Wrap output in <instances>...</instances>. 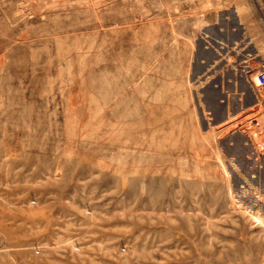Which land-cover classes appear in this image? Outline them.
Listing matches in <instances>:
<instances>
[{
	"label": "rangeland",
	"instance_id": "rangeland-1",
	"mask_svg": "<svg viewBox=\"0 0 264 264\" xmlns=\"http://www.w3.org/2000/svg\"><path fill=\"white\" fill-rule=\"evenodd\" d=\"M240 36L264 98V0H0V264H264Z\"/></svg>",
	"mask_w": 264,
	"mask_h": 264
},
{
	"label": "crops",
	"instance_id": "crops-1",
	"mask_svg": "<svg viewBox=\"0 0 264 264\" xmlns=\"http://www.w3.org/2000/svg\"><path fill=\"white\" fill-rule=\"evenodd\" d=\"M246 23H242V27H246ZM247 37L240 36V40L237 42L235 40V49L231 52V56L234 57L230 61V76L234 80V86L231 85V90L234 93L232 97L235 101L236 111L241 110L242 108L247 107L250 104V99H253L255 105L261 103L264 104V98L261 95V92L258 88H250L247 84L249 75H248V66L245 62L248 51H249V42ZM239 44V45H237ZM237 57L239 59L237 60ZM264 63V58L261 57V64ZM263 65V64H262ZM239 83V84H237ZM253 97V98H252ZM249 99V100H248ZM243 100H248L247 102Z\"/></svg>",
	"mask_w": 264,
	"mask_h": 264
},
{
	"label": "built area",
	"instance_id": "built-area-1",
	"mask_svg": "<svg viewBox=\"0 0 264 264\" xmlns=\"http://www.w3.org/2000/svg\"><path fill=\"white\" fill-rule=\"evenodd\" d=\"M260 79H261L262 84H263V86H264V69H262V70L260 71Z\"/></svg>",
	"mask_w": 264,
	"mask_h": 264
},
{
	"label": "bare ground",
	"instance_id": "bare-ground-1",
	"mask_svg": "<svg viewBox=\"0 0 264 264\" xmlns=\"http://www.w3.org/2000/svg\"><path fill=\"white\" fill-rule=\"evenodd\" d=\"M101 94H102V93H101ZM109 96H110V95H109ZM128 101H129V100H128ZM128 101H127V102H128ZM114 104H115V103H114ZM126 104H127V103H126ZM126 112H127V111H126ZM143 112H144V111H143ZM143 112H142V113H143ZM118 113H119V112H118ZM120 114H121V113H120ZM126 114H127V113H126ZM126 129H127V128H126Z\"/></svg>",
	"mask_w": 264,
	"mask_h": 264
}]
</instances>
